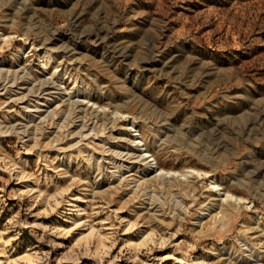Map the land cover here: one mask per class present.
<instances>
[{
	"label": "rangeland",
	"instance_id": "374dc122",
	"mask_svg": "<svg viewBox=\"0 0 264 264\" xmlns=\"http://www.w3.org/2000/svg\"><path fill=\"white\" fill-rule=\"evenodd\" d=\"M262 229L264 0H0V264H264Z\"/></svg>",
	"mask_w": 264,
	"mask_h": 264
},
{
	"label": "bare ground",
	"instance_id": "6f19581e",
	"mask_svg": "<svg viewBox=\"0 0 264 264\" xmlns=\"http://www.w3.org/2000/svg\"><path fill=\"white\" fill-rule=\"evenodd\" d=\"M83 38H84V36L82 37V39H83ZM114 52H115L116 54H118L120 51H119L118 49H116V50H114ZM32 96H34V95H32ZM254 124H255V123H254ZM140 142H141V141H135V146H137ZM141 152H142V151H141ZM143 152H144V151H143ZM148 155H149V154H146V153L143 154V153H142V156L145 157V159L148 158V157H150V156H148ZM143 159H144V158H143ZM150 162H151V161H150ZM147 164H148V163H147ZM262 166H263V165H262ZM258 169H259V168H258ZM258 169H257V170H258ZM261 169H263V168H261ZM184 175H185V174H184ZM184 175H183V176H184ZM227 199H229V196H228V195H227ZM238 203H239V202H238ZM262 231L264 232V229H262Z\"/></svg>",
	"mask_w": 264,
	"mask_h": 264
}]
</instances>
